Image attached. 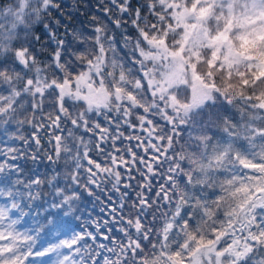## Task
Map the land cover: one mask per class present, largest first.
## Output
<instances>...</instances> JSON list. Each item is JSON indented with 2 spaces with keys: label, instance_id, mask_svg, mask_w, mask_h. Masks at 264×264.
I'll use <instances>...</instances> for the list:
<instances>
[{
  "label": "snow or ice",
  "instance_id": "snow-or-ice-1",
  "mask_svg": "<svg viewBox=\"0 0 264 264\" xmlns=\"http://www.w3.org/2000/svg\"><path fill=\"white\" fill-rule=\"evenodd\" d=\"M79 4L0 0V264H264V0Z\"/></svg>",
  "mask_w": 264,
  "mask_h": 264
},
{
  "label": "trees",
  "instance_id": "trees-1",
  "mask_svg": "<svg viewBox=\"0 0 264 264\" xmlns=\"http://www.w3.org/2000/svg\"><path fill=\"white\" fill-rule=\"evenodd\" d=\"M63 2L66 6L72 4V0H63ZM96 3L97 0H80V4H79L80 11L72 13L73 19L71 21V27H75L79 29L81 25L87 24L86 15L94 12ZM65 10H68L67 7ZM61 19H62V23L65 25H68L70 23L67 18L61 17ZM60 32L63 33V28L60 29ZM36 34L41 37L40 43L47 45V51L45 52L39 51L40 48L39 44L35 46L37 49V55L43 58V56L47 55L48 52L55 47V45L50 44L48 42V37L44 33L42 27L37 28ZM66 39L71 41V37H66ZM31 132L32 129H28L25 135H29ZM4 139H6V137L0 135V148L5 147V145L2 143ZM40 139H41V144L39 149H37L35 143H31L30 146H25L19 142L11 145L20 149L22 153L21 158L13 162L16 166L19 167L22 179H28L29 177L34 178L36 176H40L43 178L46 175H51L53 172V168L55 166L51 165L46 158L48 154L52 153V145L49 143L50 137L42 131L40 133ZM31 155H36L37 159L33 161L27 158ZM62 163L63 162H61V166ZM100 195H101V199H105L103 194ZM81 207H82L83 216L87 217L89 214H91L92 218L100 220L101 223L103 222L105 216L100 211L101 205L99 204L98 201L85 196ZM78 223L79 222L72 220L71 227L79 231V228L77 227ZM32 225H33L32 219L28 218L27 226H32Z\"/></svg>",
  "mask_w": 264,
  "mask_h": 264
}]
</instances>
